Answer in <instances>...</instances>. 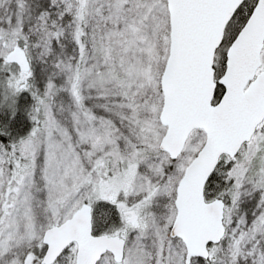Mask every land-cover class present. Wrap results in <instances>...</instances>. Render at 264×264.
I'll list each match as a JSON object with an SVG mask.
<instances>
[{"label":"snow or ice","instance_id":"6c2138e0","mask_svg":"<svg viewBox=\"0 0 264 264\" xmlns=\"http://www.w3.org/2000/svg\"><path fill=\"white\" fill-rule=\"evenodd\" d=\"M0 264H264V0H0Z\"/></svg>","mask_w":264,"mask_h":264}]
</instances>
